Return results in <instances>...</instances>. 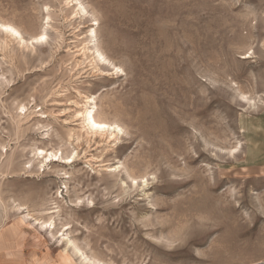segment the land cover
Listing matches in <instances>:
<instances>
[{"label": "rangeland", "instance_id": "obj_1", "mask_svg": "<svg viewBox=\"0 0 264 264\" xmlns=\"http://www.w3.org/2000/svg\"><path fill=\"white\" fill-rule=\"evenodd\" d=\"M0 22V264H264V0H0ZM86 96L119 139L87 135Z\"/></svg>", "mask_w": 264, "mask_h": 264}, {"label": "bare ground", "instance_id": "obj_2", "mask_svg": "<svg viewBox=\"0 0 264 264\" xmlns=\"http://www.w3.org/2000/svg\"><path fill=\"white\" fill-rule=\"evenodd\" d=\"M0 27L4 28L6 30V33L10 36L13 35L15 36L17 34L19 35V31L11 24H4L0 22ZM33 39L36 43H40L43 41L44 38L43 36H38V37H34ZM96 59L99 63L103 65L107 61L106 57H104L103 54L100 52H98ZM84 98L85 101L83 104H80V102L77 101H75V104L77 105L76 112L78 113V116L82 120L84 127H86L87 135H90L89 137L91 138L95 137L94 141L102 142V143L106 142L108 144L119 139V135L122 132V128L120 127V125L100 118V116L96 114L94 107L92 108L89 106L91 103L94 102V98L88 96ZM72 136L73 135H70L69 138H72Z\"/></svg>", "mask_w": 264, "mask_h": 264}]
</instances>
